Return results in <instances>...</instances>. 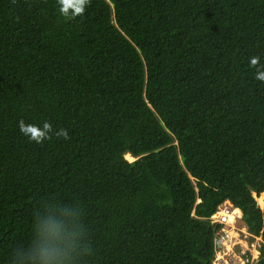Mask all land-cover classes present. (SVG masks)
<instances>
[{
	"label": "trees",
	"instance_id": "1",
	"mask_svg": "<svg viewBox=\"0 0 264 264\" xmlns=\"http://www.w3.org/2000/svg\"><path fill=\"white\" fill-rule=\"evenodd\" d=\"M253 56L264 0H90L75 18L0 0V264H32L49 222L90 249L76 264H212L225 200L264 237ZM20 120L69 138L30 142Z\"/></svg>",
	"mask_w": 264,
	"mask_h": 264
},
{
	"label": "clouds",
	"instance_id": "2",
	"mask_svg": "<svg viewBox=\"0 0 264 264\" xmlns=\"http://www.w3.org/2000/svg\"><path fill=\"white\" fill-rule=\"evenodd\" d=\"M57 4L61 16L75 18L84 14L90 0H57ZM249 66L256 69L255 79L264 82V64L260 63V58L258 56L251 57ZM18 126L20 132L30 142L37 144H43L45 140H51L54 135L63 137L65 140L69 138L66 129L57 131L53 129L52 124L48 121H44L40 126L26 124L23 120H20ZM75 219L79 220V215ZM79 236L80 232L77 231L75 237L78 238ZM89 253L90 249L88 247L83 251L79 250L78 241L73 238L72 234L67 233L60 225L49 222L44 227L42 243L32 257V264H76L81 256Z\"/></svg>",
	"mask_w": 264,
	"mask_h": 264
},
{
	"label": "built area",
	"instance_id": "3",
	"mask_svg": "<svg viewBox=\"0 0 264 264\" xmlns=\"http://www.w3.org/2000/svg\"><path fill=\"white\" fill-rule=\"evenodd\" d=\"M261 208L264 195L252 193ZM211 224L215 225L213 238L214 255L212 264H258L264 246L262 234L251 232L243 220V212L225 200L210 216Z\"/></svg>",
	"mask_w": 264,
	"mask_h": 264
},
{
	"label": "rangeland",
	"instance_id": "4",
	"mask_svg": "<svg viewBox=\"0 0 264 264\" xmlns=\"http://www.w3.org/2000/svg\"><path fill=\"white\" fill-rule=\"evenodd\" d=\"M127 158L130 159V160H133V157H131V156H128V155H127ZM262 194L264 195V192H263ZM261 198H262V195H261V197H260V201H261Z\"/></svg>",
	"mask_w": 264,
	"mask_h": 264
}]
</instances>
